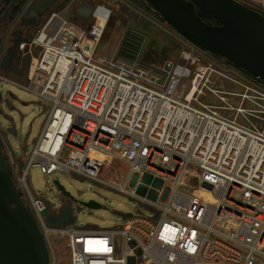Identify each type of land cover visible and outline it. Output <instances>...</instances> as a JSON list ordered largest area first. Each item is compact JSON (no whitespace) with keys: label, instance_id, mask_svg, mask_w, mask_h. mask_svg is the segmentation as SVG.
<instances>
[{"label":"built area","instance_id":"1","mask_svg":"<svg viewBox=\"0 0 264 264\" xmlns=\"http://www.w3.org/2000/svg\"><path fill=\"white\" fill-rule=\"evenodd\" d=\"M70 6L50 12L31 39L40 51L23 89L49 105L40 137H50V120L57 128L14 182L46 242L61 239L68 264H264V84L225 77L192 51L146 70L139 51L123 57L131 65L95 55L110 10L95 5L80 26ZM99 152L126 164L120 180L104 178ZM31 166L103 186L136 211L109 228L76 218L51 227L27 182Z\"/></svg>","mask_w":264,"mask_h":264},{"label":"rangeland","instance_id":"2","mask_svg":"<svg viewBox=\"0 0 264 264\" xmlns=\"http://www.w3.org/2000/svg\"><path fill=\"white\" fill-rule=\"evenodd\" d=\"M115 1L122 2L131 10H134L135 13L133 12L131 17H135L136 19V14H138V18L136 21H132L133 19L124 14L120 7L114 5V1L92 0V2L97 3L96 5L99 4L107 8L98 10V12L103 13L105 16L108 15L110 10V16L96 46L95 55L111 57L117 52L119 56L133 58L134 53L139 51L137 61L140 65L145 68H158L166 60L181 61L182 52L192 51L196 56L197 64L210 66L223 76L240 80L243 84L246 83V80H253L252 76L242 70L227 64L221 58L204 52L179 36L155 13L145 0ZM73 2L74 0H69L70 4H74ZM61 6H58V3L55 4L45 14L42 22L32 32V35H35L40 30L47 15ZM77 24L85 26L79 23V21ZM143 38L145 39V43L142 44ZM39 51V48H33L32 57L28 56L26 58L27 67L24 65L25 70L26 68L30 71L32 70ZM211 79L227 80L214 73L211 75ZM13 83H0V93L4 96H7V93H11L14 96L13 100L10 99L13 106L12 110H8L4 102L1 104L2 114L9 115L14 119L16 130V135L8 136V143L3 140L1 141L2 150L7 154L6 164L14 183L18 181V168L15 159L19 158L24 163L35 145L37 147L38 139L45 127L49 105L34 94L20 88V86L27 87L28 82L24 84L20 80H15ZM221 85L225 88H228V86L232 87L228 81H224ZM238 88L242 90L241 87ZM5 127H8V123L0 115V130H4ZM97 154L104 162L102 172L104 178L115 177L121 179L122 173L125 172L126 164L117 160L116 157L103 152ZM55 180H58L62 184L74 200H94L101 204L102 207L100 209L89 210L72 203L74 217L77 222H82L83 225L109 228L114 226L116 221H118V213L136 211L134 209V205H136L134 200H129L127 197L116 194L103 186L89 181H77L70 174L63 172H54L53 175L49 176L43 175L36 166H31L28 169L27 182L32 191L41 196L44 201L50 203L54 210L58 209L61 204L60 195L57 194V190L52 184ZM188 180V188L191 190V186L195 181L193 179ZM144 181L148 182V178L144 177ZM44 215H46V211L43 213ZM47 246L50 253L49 264H68V254L61 239L58 237L51 238L48 240Z\"/></svg>","mask_w":264,"mask_h":264},{"label":"water","instance_id":"3","mask_svg":"<svg viewBox=\"0 0 264 264\" xmlns=\"http://www.w3.org/2000/svg\"><path fill=\"white\" fill-rule=\"evenodd\" d=\"M145 1L162 20L190 44L223 59L227 64L264 84V15L262 13L236 0ZM51 2L52 0H36L22 17V21L37 19ZM117 4L121 6L124 14L135 19L131 17L134 10L122 2ZM91 9V3L84 1L82 4L84 15L75 13L74 18L87 19ZM207 20H213L215 24H209ZM12 53L13 49L8 50L9 56ZM9 59L7 57L5 60ZM118 60L128 65L132 64L123 57H118ZM139 67L146 70L143 66ZM0 115L8 123V127L0 130L5 142L8 143V136L16 135L14 119L9 115H3L2 111ZM11 153L13 154L12 151ZM6 158L7 154L2 150L0 139V264H49L50 253L46 240L16 191ZM15 160L18 168H21L23 161L19 158ZM73 177L83 181L81 177ZM52 184L60 195L61 204L54 210L51 204L45 201V221L51 227L74 223L72 203L89 210L102 207L94 200H74L58 180L53 181ZM117 215L122 218L129 216L125 213Z\"/></svg>","mask_w":264,"mask_h":264},{"label":"flooded vegetation","instance_id":"4","mask_svg":"<svg viewBox=\"0 0 264 264\" xmlns=\"http://www.w3.org/2000/svg\"><path fill=\"white\" fill-rule=\"evenodd\" d=\"M35 1L0 0V83L14 84L15 80H20L24 84L26 82L29 83L31 71L27 68L25 70L24 65L27 67L26 58L28 56L32 57L33 48H37L31 44V39L34 36L32 32L39 26L45 14L55 4L58 3V6H61L69 3V0H52L37 19L23 22L22 17ZM84 1L86 2L87 0H74V4L69 3L71 5L69 13H71L73 8L82 5ZM10 49H13V53L9 56L8 50ZM7 57L10 59L5 60ZM20 88L25 89L22 86ZM13 98L14 96L11 93H7V96L0 93V111H2L1 104L3 102L6 107L13 108L11 104ZM0 139L5 141L1 131Z\"/></svg>","mask_w":264,"mask_h":264},{"label":"crops","instance_id":"5","mask_svg":"<svg viewBox=\"0 0 264 264\" xmlns=\"http://www.w3.org/2000/svg\"><path fill=\"white\" fill-rule=\"evenodd\" d=\"M236 1H238L241 4H244L245 6L251 8L253 10H256V11H258V12H260V13H262L264 15V0H236ZM87 2L92 3V4H96V3L92 2V0H87ZM114 3L117 4V2L115 0H114ZM75 13L84 15V11H82V5L78 6L77 8H73L71 13H69V16L75 22L79 21V23H81V24H83L85 26L90 23V15L88 16L87 19H79V18H74V14ZM137 18H138V14H137ZM136 20L137 19H133L132 21H136ZM117 55H118V53L116 52V54H114L113 56H115L117 59H118V57H123L122 55L121 56H119V55L117 56Z\"/></svg>","mask_w":264,"mask_h":264},{"label":"bare ground","instance_id":"6","mask_svg":"<svg viewBox=\"0 0 264 264\" xmlns=\"http://www.w3.org/2000/svg\"><path fill=\"white\" fill-rule=\"evenodd\" d=\"M98 14H101L103 16H105L103 13L98 12ZM52 119V118H51ZM51 120L48 122L47 127H46V132L50 134V137H43L41 136L38 143H37V147H40L42 150H47V148L50 149V147L53 144V141L56 139V130L57 128H55V126H50ZM253 143H258V142H253ZM230 227H233V224H229ZM169 232V230H165V232ZM164 232V233H165ZM172 235L170 236H166V237H170L171 238ZM95 244H100L99 242H96ZM100 249H103V245L100 244Z\"/></svg>","mask_w":264,"mask_h":264},{"label":"trees","instance_id":"7","mask_svg":"<svg viewBox=\"0 0 264 264\" xmlns=\"http://www.w3.org/2000/svg\"><path fill=\"white\" fill-rule=\"evenodd\" d=\"M106 1L109 2V0H106ZM111 1H114V0H111ZM96 4H97V3H96ZM96 4H92V3H91L92 7L95 6ZM114 5L120 7V9H121V11H122V8H121L120 5H118V4H116V3H114ZM122 12H123V11H122ZM206 22H208L209 24H215V22H214L213 20H207Z\"/></svg>","mask_w":264,"mask_h":264}]
</instances>
